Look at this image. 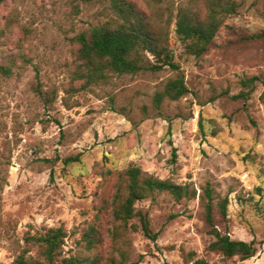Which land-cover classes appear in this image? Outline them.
<instances>
[{"label":"rangeland","instance_id":"1","mask_svg":"<svg viewBox=\"0 0 264 264\" xmlns=\"http://www.w3.org/2000/svg\"><path fill=\"white\" fill-rule=\"evenodd\" d=\"M130 1L168 28L190 89L161 109L153 100L176 76L171 69L113 76L86 90L75 80V37L116 19L110 0H7L0 7V62L13 69L0 77V178L7 180L0 189V264L26 251L40 258L27 237L59 227L67 233L60 259L264 264V0H236L237 11L201 58L190 56L176 34L178 10L190 0ZM131 165L196 193L182 201L156 194L137 204L158 234L155 242L138 217L128 224L114 218ZM206 188L215 205L229 201L227 218L213 212L218 231L256 240L253 258L210 249ZM91 229L98 243L89 249L84 237Z\"/></svg>","mask_w":264,"mask_h":264},{"label":"trees","instance_id":"2","mask_svg":"<svg viewBox=\"0 0 264 264\" xmlns=\"http://www.w3.org/2000/svg\"><path fill=\"white\" fill-rule=\"evenodd\" d=\"M7 0H0V7ZM116 15L114 21L91 28L77 37L78 68L75 80L82 82V89L109 84L113 76L137 75L142 72H160L171 69L176 73L163 89L154 96V106L161 109L165 101L177 102L190 93L185 76L170 47L169 30L158 25L151 17L140 11L130 0H110ZM236 0H190L178 10L176 34L190 56L201 58L208 50L224 24L226 16L237 11ZM13 74L10 65L0 62V77L9 78ZM253 80L243 84L249 86ZM242 96V95H241ZM239 98V97H236ZM204 131L203 124H200ZM177 149H172L171 165L177 163ZM72 159L65 161L69 163ZM127 196L114 209L116 222L128 224L138 217L144 235L155 242L158 234L151 228L148 213L137 210V204L156 194L168 193L176 201L190 199L196 195L189 185H180L173 180H161L145 173L139 166L131 165L125 172ZM7 180L0 178V189ZM261 190V189H260ZM206 221L211 227L210 234L215 240L210 245L213 251L221 252L226 258L240 256L243 261L258 253L257 241L233 240L223 235L215 226L213 216L217 208L223 218L228 217V199L215 205L213 192L206 188L202 197ZM67 233L63 227L49 229L46 233L27 237V243L39 247L40 258L27 256V251L18 256L11 264H98L95 260H81L76 257L63 258V248ZM88 248L96 247L98 238L91 229L85 235ZM196 264H205L198 261Z\"/></svg>","mask_w":264,"mask_h":264}]
</instances>
